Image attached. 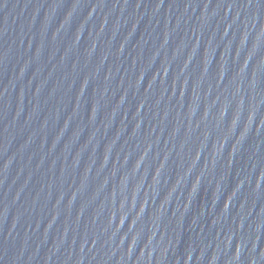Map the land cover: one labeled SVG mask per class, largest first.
Segmentation results:
<instances>
[{
  "label": "water",
  "instance_id": "1",
  "mask_svg": "<svg viewBox=\"0 0 264 264\" xmlns=\"http://www.w3.org/2000/svg\"><path fill=\"white\" fill-rule=\"evenodd\" d=\"M0 264H264V0H0Z\"/></svg>",
  "mask_w": 264,
  "mask_h": 264
}]
</instances>
